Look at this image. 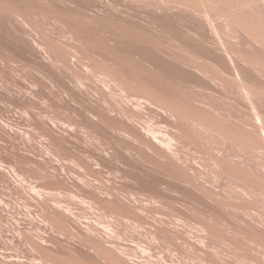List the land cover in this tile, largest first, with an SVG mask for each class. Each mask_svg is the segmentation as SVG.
Masks as SVG:
<instances>
[{"label":"rangeland","instance_id":"374dc122","mask_svg":"<svg viewBox=\"0 0 264 264\" xmlns=\"http://www.w3.org/2000/svg\"><path fill=\"white\" fill-rule=\"evenodd\" d=\"M135 1L136 0H117V10L113 9L116 12L111 14L112 17L110 16V21L113 23L116 22L115 24H121L123 22V24L126 25H131L137 22L136 24L140 25L138 31L140 33L142 32L141 34H145L147 37L144 35L141 36V34L137 32H132L130 29L128 30V28L113 30L111 35L113 34V39L116 41L118 40L116 43L113 39H111V41H113L109 43L103 41L101 35L103 37L104 33H101L102 30L99 31L96 28H91L92 30L96 29L94 31L89 29L86 34L91 40L95 39L96 42L92 40L94 44L97 43L98 45L97 46L95 44L98 48L94 45L95 49H99L100 51L108 50L110 55L113 53V56L117 60H120V64L124 63L127 64L128 67L131 66L132 68L130 71L133 76L137 73V75L142 76V79H145L147 76V74H144L147 73L146 70H148L149 73L152 72L150 70H155L154 72L156 75L152 72V76H155L156 78L158 75L156 69L150 68H152V65L155 67L156 65L158 66V61L159 65L161 64L160 58H158L159 56L157 55L158 50L161 53V57H163V55L166 56L167 50L169 52H173L175 55L183 56L184 48H190V50L196 51L200 46L198 47L199 44H196L198 42L195 43L193 41L189 42L183 40L182 38H184L185 34L183 32L185 31H183V29L180 30L177 26H175L177 27V29L174 28L175 30H171L174 25L170 27L171 29L168 26L160 29L155 28V25L159 23L162 18H160L158 12H156L155 16L158 15L156 16V20L159 18L160 20H157V22L155 20L154 23H151V18L152 20L155 19L153 18L154 15H150L155 12L154 9H152V0ZM140 1L142 2L140 3ZM149 1L151 2L150 6L148 5ZM208 1L211 3V0ZM217 1V4L220 6L222 5V7L224 6L225 9H230L231 11L235 8L231 9L229 6H226L225 4L227 2V5H233L231 7L237 6V10L240 3L241 8L245 5L243 10L240 8L241 11L240 9L238 11L242 14L246 11L244 12V15L246 13L248 14V17L252 12H256L257 10L259 13L260 11V9L256 7L257 5L250 0H236V3L239 2L238 5L235 3V0ZM223 1L226 3H223ZM247 1H250V3H245ZM93 2L96 3L97 1L94 0ZM251 2L256 5L254 6L255 8L252 7L253 5H250ZM216 3L213 2V4ZM76 5V0H0V52L1 55H3L0 56V264H264V256L262 258V256L258 254V250H254L258 248L253 242V244L250 242V239L248 240L249 236L247 235L249 234L248 231H250L252 226H256L255 228H258L259 225H252L251 227L250 225H245V221L247 219L250 220L248 217L249 214L246 213L247 211L250 213V216H253L254 213H257L258 215L264 213V211H262V208L264 207V201H262L264 200V193H259L260 196L262 195V200L261 197L256 195V199H260V201L258 205L256 202L254 206L257 205V209L260 205L258 207L259 209H257L259 211L255 210L253 212L254 208L251 209L252 214L251 210H246V212L242 211L244 212L243 215H248L243 217H248L247 219L241 218L243 216L241 215L238 219L239 222H237L238 220L233 221L235 222L234 224L232 223L233 225H214L217 232L212 234L211 230H209L212 234L211 235L208 231V228L211 225H201L200 222L203 219L208 218L209 215L212 216L214 214L213 216L217 217L220 214L219 211H221L218 209L216 214H211V212L209 213L205 209L209 200V204H215L209 194V187L211 186L208 185L206 188V190L208 189L206 192H209V196L207 197L210 199H207V203H205L206 205L204 204V208L202 207L203 204L199 205L201 204L199 202L197 205L196 202H193V205L191 200V204L188 203L189 200H184L185 198H183L185 193L184 191L186 190V187H184L186 184L185 179L183 180V183L180 181L183 179L179 176L180 174L178 173L179 175H177V172H173L176 174L175 176L182 178L179 179L177 177V181H173L175 180L173 179L175 177L174 174H172V171L169 170L171 166H169L170 164H164L163 162L165 161L163 160L157 159L156 162V159H154L155 161L151 160L150 164L148 160L145 161L146 163H143V160H141L140 163H143V165L136 167L135 170L130 169L127 173L117 172V165L115 163L111 162L105 164L102 168H99V166L96 167L97 164L95 165L94 162L93 168L95 169H91V172L88 168H86V161L85 163L83 161L86 158L84 155L92 150H96L97 143L94 139L88 137L84 130L73 132L71 135H68L69 140L74 144V146L78 147V149L77 147L75 148L78 150L77 153L80 155V153L83 152L82 155L84 154L83 156L85 158L83 157V159L80 156L83 160H79L81 158L76 157V159L72 158L68 161L66 160L65 163L63 162V165H60L57 164V162H50L45 159L43 151L45 152V150L49 149V152L51 151L56 153L59 152L57 151L59 149L51 139L47 138V135L42 133V131L36 127V119L33 114H37L36 112L39 110V107L42 106H45L49 112L54 113V111L60 109L59 104L61 101L56 95V92L52 89V85L50 83L49 88L46 87V84V86L44 85L45 88H43V83L40 81L41 74H39L36 68L40 59L35 60L33 52V50L37 49V45L34 42V35L36 34L37 37H39L40 35H38V33H42L46 36L48 35L50 38H57L58 41L61 40V42L59 41L61 45L64 43L68 49L74 47L75 45L80 47L79 43H77L81 42L78 41L79 38L76 37V42L75 36H72V32L74 31H69L75 30L74 27L76 25L73 22V14ZM247 5H250L251 7ZM100 8H103V6L95 8V10H100ZM252 8L254 11H252ZM14 9H20L23 13H25L26 16L30 18V23H24L22 18L18 17L14 12ZM146 9H151L149 11L152 12H149ZM95 10L89 9L88 12H93ZM145 10L150 14L147 12L144 13ZM237 10L235 9L236 13H238ZM134 11H140L141 15L139 16V12L137 14ZM235 11H232V13ZM133 12L135 14H133ZM240 12L239 14H235L244 16ZM258 13H253L255 16L252 15V18L258 19L260 14ZM87 17L88 13L80 15L81 20H85ZM132 17H138V20H134ZM88 19L90 18H87L84 23H88L89 26H93V23L89 22L90 20L88 21ZM261 19L262 18H260L259 21H262ZM204 21L207 22L206 19H204ZM221 22L219 24L223 25L224 22ZM178 23L179 22H177V24ZM180 24L185 23L182 22ZM219 24L218 27L221 26ZM225 25H227L229 29H227L228 27L226 26V28ZM225 25H223V27L221 26L223 30L219 27V30H221L220 32L224 33L227 29L228 32H226V34L230 32V34H232L231 36L235 39L236 34H234V31L232 32V27L230 28V26L226 23ZM27 27L32 31L33 36L25 32ZM33 27H35L34 30ZM77 28L78 27H76V30L78 31L75 30L76 33H81L79 28ZM95 31L97 32L93 33ZM42 34L40 36L41 38L36 37L40 40V42L44 41L43 39L46 38V36H43ZM226 34L223 35L226 36ZM131 36H135L139 39L144 38L146 43H137V46L132 48L133 51L126 56L122 57L118 55L119 50L127 51L129 49V47L127 49H122L121 46L122 44L125 45L123 40ZM174 36H176V38H174ZM42 37L44 38L42 39ZM154 37L158 38L157 42ZM180 37H182V40ZM229 37L230 36L227 38ZM230 38L232 39V37ZM230 38L229 40H231ZM234 39L232 40L233 42H231L233 43V46H235ZM120 40L123 41V43L121 42V45L119 44V46H117L118 43H120ZM112 43L117 45L113 46ZM123 48L125 47L123 46ZM47 53L48 55L50 54L49 50ZM42 54L43 51L40 55ZM43 55L42 59L45 61L46 55ZM113 56H111V60L116 62L117 60ZM153 57L154 59H152ZM145 59L147 62L150 61L152 63H147ZM45 62H50V60L48 61L46 59ZM119 62L117 61L116 63L119 64ZM86 68H88V70ZM64 70L67 73L68 78L74 79L76 77L74 81L82 75L81 79H85L84 81L87 83L86 85L92 87L93 90H99L98 92L95 90V94L100 92V96L105 94L107 95L106 97H108L111 101L113 100V102L121 101L124 88L116 82L109 84L111 87L104 84L100 75H95V78H93L89 71V67L85 66L84 68V66L77 65L75 67L73 66V69L67 68L68 71H66V68H64ZM142 70L145 71L143 72ZM140 71L142 72L140 73ZM88 75L89 78H87ZM149 76L147 77H152ZM147 77L146 79H148ZM157 77V81H155L156 79L154 77L153 78L155 80L153 78L151 79L159 84V82L161 83L163 79L160 80V76ZM177 77L178 76H176V80L178 83L173 78H170L168 81H162V83L166 86V84L170 85L169 83L173 81V84H171L175 86H170L175 87L174 90H177L176 92L179 94V92H184V90H181L182 88L176 89V83L178 86L181 85L179 82L180 79ZM189 79L190 78H188V80ZM189 81L193 80L190 79ZM189 81H187L188 86H193L194 82H190L189 84ZM68 82L70 83L69 80ZM71 85L76 87V83L75 85L71 83ZM93 85L95 87H93ZM183 85H181V87ZM188 86L185 87L187 88ZM189 87L185 89V92L187 93V91H189V94L191 95L184 92L185 96L187 95L188 98L189 96H196L195 91H198L199 89L195 88L194 85L196 90L193 89L194 91L192 90L191 92L193 87H190L191 89H189ZM42 88L45 89V91ZM201 93L199 91L197 92L198 95ZM205 93L208 95L207 99L209 98L210 101H214L216 99H214V96L213 98H210L209 95L211 94L209 92L207 93V91L203 93V96L206 97ZM181 95L183 94L181 93L180 96ZM181 98H184V96ZM53 101L57 104L56 106L51 105V102L53 103ZM71 102V104L75 107L73 113L68 111L67 108L65 110L61 108L60 116L64 120L73 118L72 115L79 116L80 110L78 108V103L74 100ZM26 110H29L28 112L30 114H27L28 112H26ZM147 110L143 114L146 115V117L148 116V120L149 117H152L151 119L155 121L154 123H157V119H155L156 115H153V111L151 110L150 113V110ZM34 111L36 112L34 113ZM150 114L153 116H150ZM152 120H150V122H152ZM192 130L196 137L200 136L201 132L199 130V134L197 133V129ZM210 137V142L207 140L209 143L206 141L208 138H205L204 136L200 137V139L197 138L202 140L204 145L202 144L203 142L201 143V141L197 139L195 140L199 143L195 141L193 144L190 140H186V142L184 141L186 144H184V142H182V144H180L181 142L178 144V146L181 147L180 153H183H181V155L184 156V154H187L186 158L190 156L189 158L192 160L191 162H195L193 165L196 164V162H200L198 163L199 165H194L198 169V172H196L197 176L199 175V178L196 176L199 181L196 178L197 182H195H199L198 185L201 183L199 186H202V188L207 186L204 185L203 187V183H205L204 177L207 175L210 176V174L212 177V175H215V171H217L216 165H214V158L211 157L215 155L213 150L218 147H216L218 140L216 138L215 144V141L212 140V136ZM41 140L43 142H41ZM212 143L214 144L212 145ZM42 145H44V147L47 146L46 149L43 148ZM134 145L137 146V144ZM206 145L210 149L211 147L212 149L214 146L215 147L213 150H210L205 148ZM206 151L208 153L210 152L208 154L210 156L207 155ZM215 151H217V149ZM74 152L76 153V151ZM210 158L213 161H210ZM257 158L258 157L255 159ZM257 160L259 162L261 160L264 161L263 157H261V160L260 158ZM257 160L256 162H258ZM161 163L163 165H167V167L169 166L168 172L166 170L167 168H164L166 166L163 167ZM212 165H214V168H212ZM211 169H213V171ZM170 171L171 173H169ZM55 175L59 178H55ZM84 175L89 184H96L100 186L104 192L109 189L111 190L112 186L113 189L116 187L115 191L120 190L122 193H128V190L138 192L136 195V199H138L137 202H139L137 204L139 206L138 211L140 213V217L145 220L140 223L134 221L129 217L130 212H127L128 208L117 204L114 200L110 202L108 201V203H100L102 205L95 203L90 193L91 187L87 186L85 184L86 182L82 180ZM152 178H157V180L154 181H158L162 178V180L160 179L161 181H159L162 187L173 181L175 185L173 183H170V185H174L175 188L174 186H168V184L167 186L170 190H177L176 192H173L174 194L176 193L175 195L177 197L170 192L168 188L167 190L172 193L170 195L175 196L179 203L175 202L174 204H165L161 201V203H152L150 200H147L145 194L152 188L147 182H150L149 179L152 181ZM116 179L117 181H114ZM59 180L61 182H59ZM176 182L180 184V188L179 186L176 188ZM112 183H116V185L114 184V186ZM188 185L189 183L187 182V189L192 188L195 193H198V187L195 189L193 186L191 187L189 185V187ZM181 186L184 188L182 189ZM180 189L183 192H181L182 195L180 194ZM162 190L165 192L166 187H163ZM201 190L199 192L202 193L203 191ZM201 193H199V196L204 194ZM103 194L104 193H102V195ZM106 196L105 194L103 195L104 198H108ZM184 197H186V195ZM186 199L188 198L186 197ZM186 201H188V204ZM183 205H186V208H184ZM52 206L54 207L53 209L64 213L67 216V220L57 221L54 219L52 210L49 209L50 207L52 208ZM230 211H232L231 208H225L221 211L220 216L222 218H224V216H230ZM261 211L262 213H260ZM242 212L240 214H242ZM257 214L254 216L257 217ZM171 216H177L181 219L187 218L188 221H180L178 219L177 221L175 220V223H172V225L160 224L161 221ZM53 220L54 222L56 220V222L54 223ZM57 225L60 227H57ZM55 228H58V230ZM259 228L262 227L260 226ZM246 229L248 230L247 232L245 231ZM251 232H253L252 229ZM240 233H242V236ZM252 235L253 234H250V236ZM246 241H249V243ZM238 256L241 257L242 260L237 259L239 258Z\"/></svg>","mask_w":264,"mask_h":264},{"label":"bare ground","instance_id":"6f19581e","mask_svg":"<svg viewBox=\"0 0 264 264\" xmlns=\"http://www.w3.org/2000/svg\"><path fill=\"white\" fill-rule=\"evenodd\" d=\"M93 1L94 0H76L77 5L73 14V22L76 25L74 27L75 30L76 27H78L81 33H76V31L78 30L69 31H74L72 32V36H75L76 42V37L79 38L78 41L81 42L77 43H79L80 47H78V45H75L74 47L68 49L64 45V43L62 44L63 46L61 45V40H59V42L57 38H50L48 35L46 36L42 33L41 34L43 36L45 35L46 38L42 37V39L44 38V41L40 42V40H38L37 38H39L41 34L38 33V35H40L39 37H37L36 34L34 35V42L37 45V49L33 50V52L35 55L34 59H40L38 65L36 66L39 74H41L40 81L43 83V86L46 84L47 86H45L47 88H49L50 83L52 85V89L56 92V95L61 101V103L59 104L60 109L54 111V113L49 112V110H47L45 106H42L39 107V110L37 112L34 111V113L36 112L37 114H33V116L35 115L34 117L36 119V127L39 128L42 133L47 135V138L51 139L59 149L57 150L59 152H56L54 150L56 153L51 151L49 152V149L45 150L46 154L43 151L45 159L50 162L54 161L57 162V164L63 165V162L65 163L66 160L68 161L72 158L76 159V157L83 158L85 156L86 158L84 157V160L82 158L79 160H83L84 163L86 161V168H88V170L90 171L91 169H95L93 168L94 162L95 165L97 164L96 167L99 166V168H102L105 164L112 162L117 165V172L120 173H127L130 171V169L135 170L136 167L143 165V163L147 160L149 164L151 163V160L154 159H156V162L157 159L163 160L165 161L163 162L164 164H170L169 166H171L169 170H171L172 174H174L175 178H173L172 175V178L175 179L173 181H177V177L179 179L183 178L180 181L183 182V180L185 179V183L187 184L188 182L191 187L193 186V188L195 189H197L198 187L199 191L202 189V193L198 190V193H195L194 189H187V186L185 184L184 187H186V190L184 191L185 193L183 195V198H185L184 200H189V202L186 201V203H190L191 200L192 203L196 202V205L199 203H201L199 205L203 204L202 207L204 208V204L207 203V199L209 198L207 196H209L210 194V198L214 201L215 204H209L210 200L208 201V205L205 204V209L209 213L211 212V214H216V211H218V209L222 211L225 208H231L232 211H230V216H224V218H222L220 216L221 211H219L220 214L217 215L220 217L215 216V218L213 214L212 216L209 215L206 219H201V225H211L209 226L210 229L208 228V231L211 230L212 234H215L217 232V229L214 225H233L235 223L233 221L238 220L240 216L243 215L244 212L242 211L246 212V210H251L254 208V212L255 210L259 209L258 207L260 205L257 207V209L256 206L259 204L260 199L257 200L256 197H261L262 195L260 196L259 193H264V161L261 160V157H263L264 160V0H250L253 1L257 6L254 5V3L252 4V2L250 5H253L252 7H258V9H260V14L257 12V8L255 9L256 12H252L254 11V9L252 8V13L249 17L246 13V16L244 15V12L246 11H242L243 14L240 12L241 9L243 10V7L245 5H242L243 7L241 8L240 3L238 6V10L240 8L241 9L240 11H238L236 8L237 6L231 7L233 5H227L228 2L226 3V0L223 1V3L225 2V5L229 6L231 9L235 8L238 13H236L235 9L232 10L235 11L234 13H232L230 9L227 10L224 6L223 8L222 5L220 6L219 4H217V0H211V3L208 0H150L153 6L152 9H154L155 11L154 14L149 13L152 12L149 11L151 9H146L149 12L146 10L144 11V13L147 12L151 16L154 15L153 18L155 19L152 20L151 18V23H154V21L156 20V16H158H155L156 12H158L160 18H162V20L155 25V28L160 29L165 28L166 26L170 28L174 25L172 29L170 28L171 30H173L174 28L177 29V27H179L180 30L183 29V31H185L181 32L185 33L184 38L185 35L186 38L184 39L180 37V39L182 38L183 40L189 42L193 41L195 43L198 42L196 44H199L198 47L200 46L196 51H192L190 50V48H184L183 56L175 55L173 52H169L167 50L166 56L163 55V57H161V53L157 49L158 52H156L159 56L158 58H160L161 64L159 65V61L155 58L158 61V66L156 65L155 67L152 65V68H149H155L158 74L157 76H160L159 78L160 80L163 79L162 81H168L170 80V78H173L175 81H177L176 76H178L181 80L180 81L178 79L180 84L184 85L181 87V85L179 84L180 86H178L177 81L176 89L182 88L181 90H184V92L185 89L189 87L187 81L192 79L193 81H189V84L190 82H194L193 86L190 85V87L193 88L191 89L189 87V89H191V92L195 88H198V91L200 93H204L207 91V93L209 92L211 94L209 95L210 98H213V96L214 99L216 98L214 101H210L209 98L207 99L208 95L206 93V97L203 96V93H201L203 97L201 96V94L198 95V91H195L196 96H189V98L187 95L185 96L186 92L184 93L181 91L179 92V94H177V90H174L175 87H171L175 86L172 85L173 81L171 82L172 84L169 83L171 86L168 84H166L165 86L162 81L161 83L159 82V84L156 83L155 81L158 80L156 79L158 77L156 76L155 78V76H152V72H154L155 70H150L152 71L150 73L148 70H146L147 73L144 74H147V76H152H149L150 78L146 76L148 79H146V77L145 79H142V76L137 75V73L136 75L140 78L135 74V76H133L130 71L132 67H128L127 64L124 63L120 64V60H117L113 56V53L112 55H110L108 50L100 51L99 49H95L94 45H97V43L94 44L92 42V40L95 41V39L91 40L86 34L89 29L91 31H94L96 29H98L99 31L102 30L101 33H104L103 37L101 34L100 35L101 38H103L102 40L106 43L112 42L113 40L115 41V43L118 41L112 38L113 34L111 35V33L113 32V30L128 28V30L130 29L132 32H137L139 34H141L142 32L140 33L138 31L140 25L136 24L137 22L131 25L128 24V26L126 24H123V22L121 24H115L116 22L113 23L112 21H110V16L112 17L111 14L113 12H116L113 9L117 8V0H95L99 3H95ZM150 1L148 4L149 6L151 4ZM212 1L214 3H217L213 4ZM250 1H247L245 3H250ZM135 2L138 1L136 0ZM141 2L142 1H140V3ZM238 3L239 2H237L236 4L238 5ZM101 6H103V8H100V10H95V8ZM89 9H93L95 11L88 12ZM14 12L18 17L22 18V21L24 23H30V18L26 16V14L23 13L20 9H14ZM134 12H136L137 14L139 12V16L141 15L140 11ZM134 12L133 14H135ZM239 12L244 16L236 15L239 14ZM83 13H88L87 18H90L88 19V21L90 20L89 22H92L93 26H89L88 23H84L87 18H84L85 20L80 19V15H82ZM253 13H258L259 18H252ZM132 18H134V20H138V17ZM160 18L157 20H160ZM176 18L179 20H177ZM260 18H262V21H259ZM204 19L207 20L208 24L204 21ZM219 21H223V25H225L226 23L230 26V28L232 27V32L234 31V34H236L235 39L233 36H231L232 34H230V32L228 33L229 35L226 34V32H228L227 29H229L227 25H225V27H228H226V32H220L221 30H219V27H223V25L219 24ZM177 22L179 23L177 24ZM182 22L185 24H180ZM218 24L221 26L218 27ZM222 27L221 29L223 30ZM34 28L35 27H33V30ZM91 28L96 29L92 30ZM104 31L108 33H105ZM25 32L32 35V31L28 27L26 28ZM96 32L97 31L93 33ZM222 33L226 34V36H224ZM143 35L147 37L145 34H141V36ZM227 35L232 37V39L229 37L231 39L229 40V38H227ZM154 38L157 42L158 38ZM174 38H176V36H174ZM111 39L113 40L111 41ZM233 39L235 46H233V43H231L233 42ZM123 41L126 46L122 44L121 48L127 49L129 47V49L127 51H118V55L122 57L128 55L131 51H133L132 48L137 46V43H146L144 41V38L139 39L135 36L126 38ZM123 41L120 40V43H118V45L114 43H112V45L119 46V44L121 45V42L123 43ZM97 46L96 48H98ZM123 46L125 48H123ZM48 50L50 52L49 55L47 53ZM42 51L43 54L46 55L45 61L47 59L48 61L50 60V62L43 61L44 59H42V57L44 55H40ZM0 56H3L1 55V52ZM111 56H113L119 62V64L116 63L117 61L114 62L113 60H111ZM154 57L152 59H154ZM77 65L84 66V68L85 66L89 67V71L92 77L95 78V75H100L104 84H107L108 86H110L109 84H111L112 82H116L117 84L121 85L124 88L123 95L121 96V101L113 102V100H109V98L106 97L107 95L103 94L104 91L102 93L103 95L101 96L99 95L100 92L98 94H95L96 89L93 90L92 87L86 85L87 83H85V79H81L82 75L81 77L77 76L78 78L75 81L74 79L76 77L74 79L68 78L64 68H66V71H68L67 68L73 69V66L75 67ZM86 69L88 70V68ZM142 71L144 72L145 70ZM142 71H140V73ZM154 75H156V73ZM188 75L191 77H189ZM187 77L190 79L188 80ZM87 78H89V75ZM151 78H153L155 81ZM68 80L70 81V83L68 82ZM74 82L76 83V87H73V85H71V83L75 85ZM161 84H163L164 86ZM45 86L43 88H45ZM185 86L188 87L186 88ZM93 87L95 86L93 85ZM43 90L45 91V89ZM181 93L183 95L180 96ZM186 94L191 95L189 94V91H187ZM182 96H184V98H181ZM72 100L76 101L79 105V116L72 115L73 118H70L71 120H64L60 116L61 108L64 110L67 108L68 111L73 113L75 107L73 104H71ZM51 105L56 106L57 104L53 101V103L51 102ZM145 109H148L147 111L150 110V113L151 110L153 111V115H156V118H153L157 119V123H154L155 121L151 119L152 117H149V120L147 119L148 116L146 117V115L143 114L144 112H146ZM28 111L26 110V112ZM27 114L30 113L28 112ZM151 115L152 114H150V116ZM150 120H152V122H150ZM192 129H197L198 134L200 131V136L196 137L193 134ZM82 130H84L88 137L94 139L97 143V149L92 150L87 154L85 153V155L83 154L84 156L82 155L83 152L80 153V155L77 153L78 150L75 149L77 146H74V144L69 140L68 137V135H71L73 132ZM201 135L205 138H208L206 139V141L208 140L209 142L211 138L210 136H212V140L215 141L216 138L218 140V144L216 145V147L218 146L216 148L217 151H215L216 149H214L215 146L213 147L214 150L211 147V149L215 153V155L211 153L214 155H211V158H214L213 160L215 161V164H213L216 165L217 171H215L216 173H214L215 175H212V177L211 174L210 176L207 175L204 177V181L205 183H207H203V187L204 185H207L205 188L199 186L201 183L199 185V182L196 183V178L199 175L197 176L196 172H198V169L195 166L199 165L198 163L200 162H196L197 165L194 164V166L193 163L195 162H191L192 160H190L189 155V159L186 158L187 154H184V158V156L181 155L182 152L180 153L181 147L178 146L180 142V144H182V142H186V140H190L191 143L193 142L194 144L195 141L199 140L200 137H202ZM199 141H201V143L203 142L202 140ZM41 142L43 141L41 140ZM185 142L184 144H186ZM214 143L216 144V141ZM214 143H212V145ZM134 144H137L138 147ZM202 144L204 145V142ZM44 145L42 146L46 149L47 146L44 147ZM205 148L210 149L209 147H207V145L205 146ZM74 151H76L77 156ZM206 153L208 155L210 152L208 153L206 151ZM254 156L258 157L257 159L260 158L261 161L259 162L257 159H255L256 157ZM211 158L210 161L212 160ZM141 160H143L142 164L140 163ZM256 160L258 162H256ZM214 165H212V168H214ZM169 166L167 167V165H163L165 169L167 168V172ZM211 170L213 171V169ZM171 171L169 173H171ZM200 171L203 172L202 170ZM173 172H177L176 174H180L179 176H181L182 178H180L179 176H175L176 174ZM54 177L56 178L58 176L55 175ZM84 178L85 175L82 180L86 182L85 184L87 186L91 187L90 193L95 203H108V201L110 202L114 200L117 204L128 208L127 212H130L129 217L134 221L140 223L145 220L140 217V213L138 211L139 206L137 204L139 202H137L138 199H136V195L138 192L128 190V193H122L120 190L115 191L116 187H114L113 189V186L111 187L112 191L109 189L104 192L100 186L96 184H89L87 182V178ZM160 179L162 180V178ZM160 179L158 181H154L157 180V178H152V181L151 179H149L150 182L147 183H149L152 188L148 193L145 194L146 199L150 200L152 203H158L160 201L165 204H174L175 202L179 203L175 198L176 193H173L177 190H174L173 187V190H170V188H168V186L171 187L175 185L173 181L170 183H173L174 185H170V183H167L168 186L167 184H165L166 186H163L164 188L166 187V193V191L164 192V190H162L163 187L159 183V181H161ZM114 181H117V179ZM59 182L61 181L59 180ZM116 183L112 184L116 185ZM176 183V188H178L180 184L178 182ZM208 185L211 186L209 187L210 193L206 192L208 190H206ZM184 187H182V189ZM167 188L175 196L170 195L172 193H170ZM181 192L182 191L180 189V194ZM102 193H104L105 196L107 195L106 197L108 198H104V194L102 195ZM199 193H204V196H199ZM185 195L188 199L184 197ZM254 199L257 201H255ZM262 199L263 198L261 197V200ZM201 201L206 202L202 203ZM256 202L257 205L254 206ZM186 205H183V207L186 208ZM53 208L54 207L52 206V208L50 207L49 209L52 210L54 219H56L57 221L67 220V216L64 213ZM263 208L262 211H264ZM262 211L260 213H262ZM241 212L242 214H240ZM246 213L249 214V216L247 214L246 215L250 218V220L247 219L248 217L243 218L246 215H243L241 217L248 220H244L246 223L245 225H250V227L252 225H259L258 228H255L256 226H252L253 228L251 227L253 232H251L250 228V231H248L247 229L245 231H248L249 233L247 234L249 236V238L247 236L248 240L250 239V242H253L254 245L258 248L254 250H258V254L263 258L264 213L260 215L254 213L253 216H250V213L248 211ZM256 214L257 217L254 216ZM177 216H171L165 220L162 219L163 221L160 220V224L172 225V223H175V220L177 221L178 219L180 221H188L187 218L181 219ZM237 222H239V220ZM58 226L59 225H57V227ZM260 226L262 228H259ZM55 229L58 230V228ZM211 233L209 231V234ZM250 234L253 235L250 236ZM240 235L242 236V233H240ZM246 242L249 243V241ZM237 259L242 260L241 257Z\"/></svg>","mask_w":264,"mask_h":264}]
</instances>
